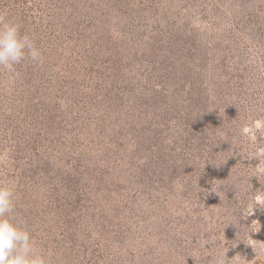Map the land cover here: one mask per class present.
Listing matches in <instances>:
<instances>
[{
    "label": "rangeland",
    "instance_id": "obj_1",
    "mask_svg": "<svg viewBox=\"0 0 264 264\" xmlns=\"http://www.w3.org/2000/svg\"><path fill=\"white\" fill-rule=\"evenodd\" d=\"M0 19L44 57L0 70V183L52 264H264V209L245 213L264 136L241 134L264 126V0H0Z\"/></svg>",
    "mask_w": 264,
    "mask_h": 264
},
{
    "label": "clouds",
    "instance_id": "obj_2",
    "mask_svg": "<svg viewBox=\"0 0 264 264\" xmlns=\"http://www.w3.org/2000/svg\"><path fill=\"white\" fill-rule=\"evenodd\" d=\"M25 62L42 64L44 57L41 49L32 35L21 33L19 23L0 19V70L6 71L10 78L15 79L19 76L17 66ZM257 133L264 136V126L259 122L241 128V134L249 140ZM247 155L249 160L255 158L259 161L253 177L260 181V177L264 175V146L257 145ZM210 189L212 193H216L214 185ZM243 191L247 194V187ZM15 207L14 185L0 183V264H52L51 254L38 248L32 231L17 219ZM257 209H264V190L257 189L251 193L245 213L250 217ZM252 231H256L255 227ZM231 259L235 264H247L246 258L240 260L234 256ZM214 264H227L225 255L217 254Z\"/></svg>",
    "mask_w": 264,
    "mask_h": 264
},
{
    "label": "trees",
    "instance_id": "obj_3",
    "mask_svg": "<svg viewBox=\"0 0 264 264\" xmlns=\"http://www.w3.org/2000/svg\"><path fill=\"white\" fill-rule=\"evenodd\" d=\"M59 59H61V58H59ZM66 63H67V61H66ZM36 68H38V65L36 66ZM53 75H54V77H55V83L54 84H56L57 82H58V80H59V78L60 77H58V75L55 73V71L53 72ZM47 79H50V77H47ZM32 84H29V83H25V88H26V97H24V99H26L25 101H27V102H29V103H31L32 102V100L34 99V96H35V88H36V83H34V81L33 82H31ZM46 85L47 86H50L51 87V83L50 82H46ZM2 122V118H0V123ZM41 125V122L40 123H38V126H40ZM59 125H60V123H58L57 121H54V125L53 126H50V129L52 130V132L54 133V132H61L62 130L59 128ZM43 129H45L46 127H49L47 124H45V122H43ZM43 132H44V134L46 135V136H48V135H50V131H49V129L47 128V130H43ZM37 137L35 136V139H36ZM33 141H34V139H32Z\"/></svg>",
    "mask_w": 264,
    "mask_h": 264
}]
</instances>
